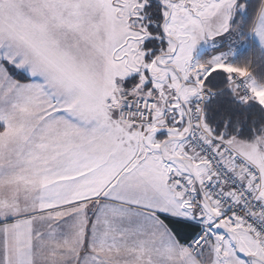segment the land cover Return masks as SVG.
<instances>
[{
	"label": "snow or ice",
	"instance_id": "1",
	"mask_svg": "<svg viewBox=\"0 0 264 264\" xmlns=\"http://www.w3.org/2000/svg\"><path fill=\"white\" fill-rule=\"evenodd\" d=\"M0 264H264V0H0Z\"/></svg>",
	"mask_w": 264,
	"mask_h": 264
}]
</instances>
